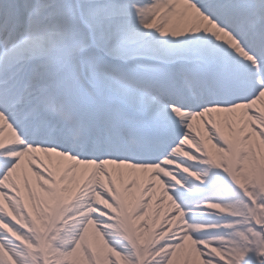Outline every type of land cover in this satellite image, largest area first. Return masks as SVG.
<instances>
[{
	"label": "snow or ice",
	"instance_id": "1",
	"mask_svg": "<svg viewBox=\"0 0 264 264\" xmlns=\"http://www.w3.org/2000/svg\"><path fill=\"white\" fill-rule=\"evenodd\" d=\"M0 264H264V0H0Z\"/></svg>",
	"mask_w": 264,
	"mask_h": 264
}]
</instances>
